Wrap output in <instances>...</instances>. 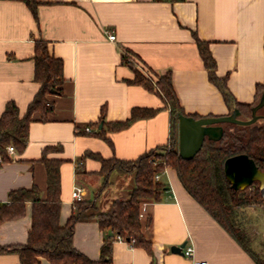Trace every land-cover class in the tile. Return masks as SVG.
<instances>
[{"label":"crops","instance_id":"obj_1","mask_svg":"<svg viewBox=\"0 0 264 264\" xmlns=\"http://www.w3.org/2000/svg\"><path fill=\"white\" fill-rule=\"evenodd\" d=\"M37 17L23 2L0 0V117L14 102L21 115L40 90L35 81V46L48 43L50 53L64 64L62 96L49 95L54 111L43 121L33 115L22 153L0 164V204L9 203L12 191L34 187L47 198V170L43 157L62 160L61 217L66 225L75 212L73 193L84 190V201L96 202L106 212L119 199L115 170L106 184L103 159L134 161L169 144L171 110L156 93L129 84L133 70L123 64L131 57L137 68L157 77L172 73L175 92L188 115L202 118L231 114L213 85L197 38L209 44L217 75L227 77L234 98L245 105L255 102L264 84V0H39ZM116 35L110 41L109 34ZM134 109L157 113L120 131L111 123L126 122ZM259 114L264 115V109ZM90 129V132H87ZM104 129L108 140L99 135ZM119 175V176H120ZM158 182L167 189L161 201L148 203L143 232L150 251L127 242H114L112 264H257L221 224L184 188L175 170L167 168ZM134 187L126 192L129 197ZM108 191V192H107ZM108 195L106 201L103 195ZM33 222V207L25 217L0 225V248L25 245ZM257 224L258 230L259 221ZM242 225V224H241ZM248 228V225H245ZM243 228V227H242ZM250 237L253 253L264 260V236ZM264 233L263 231L261 232ZM110 231L96 222L75 227V249L92 260L101 258ZM191 246L193 258L172 248ZM40 264H51L40 259ZM0 264H20L17 254H0Z\"/></svg>","mask_w":264,"mask_h":264},{"label":"trees","instance_id":"obj_2","mask_svg":"<svg viewBox=\"0 0 264 264\" xmlns=\"http://www.w3.org/2000/svg\"><path fill=\"white\" fill-rule=\"evenodd\" d=\"M15 1L25 3L37 17L39 0ZM197 44L209 80L219 89L231 113L239 110L242 120H251L252 110L264 93V84L257 87V96L253 104L245 105L238 102L229 91L227 77H218L217 63L210 52L209 44L198 38ZM33 59L35 81L40 84L39 92L25 115L22 116L18 106L10 102L0 117V158L3 162L11 161L7 153L8 147L13 146L19 153L25 150L35 113H41L43 121L53 113L54 103L48 100V96L64 94V64L50 53L47 42L44 40L36 42ZM122 62L135 74V79L129 81V84L142 86L149 92L158 94L169 106L172 121L169 144L150 151L134 161L106 160L98 155H92L102 162L101 174L106 184L113 171H128L135 176L134 189L129 197L114 201L106 212L101 211L93 201L75 203V212L64 226L60 223L63 161L43 157L47 170V198L41 199V192L34 187L31 190L12 191L9 203L0 204V225L25 217L27 203L32 204L33 222L28 241L25 245L0 248V254H17L20 257V264H40V259H46L51 264H112V248L118 237L125 239L134 247L150 251L151 243L144 235L140 217L142 206L161 201L167 187L158 182L156 176L171 168L177 173L186 191L251 254L257 264H264V260L250 248V239L240 222V209L247 206L252 199L245 191L233 190L224 171L228 158L242 154L248 155L259 169L264 171V119L247 127L225 124V133L219 142L207 141L194 159L184 160L179 156L177 115L183 114L195 119L202 117L185 113L175 92L171 72L155 80L138 69L128 55L123 56ZM156 113L157 111L153 109H134L131 119L111 123L108 128L112 132L124 130L137 120L152 118ZM99 135L108 140L104 129ZM256 198H261L259 187L253 196V199ZM82 222H96L102 231H110L112 234L104 241L99 260L88 258L73 245L75 227Z\"/></svg>","mask_w":264,"mask_h":264},{"label":"water","instance_id":"obj_3","mask_svg":"<svg viewBox=\"0 0 264 264\" xmlns=\"http://www.w3.org/2000/svg\"><path fill=\"white\" fill-rule=\"evenodd\" d=\"M263 109L264 93L252 110V119L248 121L241 119L239 110H235L228 116L202 119L178 114L179 156L184 160L194 159L207 141L219 142L223 138L225 124L252 126L264 119V115L259 114ZM224 171L233 190L245 191L248 188L256 187L258 184L264 195V171L259 169L256 162L248 155L242 154L228 158L225 161ZM185 248L186 245L174 247L172 251L184 255Z\"/></svg>","mask_w":264,"mask_h":264},{"label":"rangeland","instance_id":"obj_4","mask_svg":"<svg viewBox=\"0 0 264 264\" xmlns=\"http://www.w3.org/2000/svg\"><path fill=\"white\" fill-rule=\"evenodd\" d=\"M120 174H115L113 176V180L117 179V183H119V187L121 189V193H119V199H123L126 196V192L129 189V187L133 188L134 187V174L128 175L126 173H123L119 176ZM256 187H251L245 190V193L248 197H251V202L247 204V206H244L240 209V222L242 224V229H245V225H248L249 227L246 228V234H248L250 237H252L256 231L258 230L257 224L259 221V228L261 229L258 230L260 233V238L264 236V233L262 234L261 232H264V195L262 194L261 190V198L258 199H253V196L255 194ZM260 189V187H259ZM108 192V191H107ZM108 197L107 193L103 195V200L106 201V198ZM109 199V198H107Z\"/></svg>","mask_w":264,"mask_h":264},{"label":"built area","instance_id":"obj_5","mask_svg":"<svg viewBox=\"0 0 264 264\" xmlns=\"http://www.w3.org/2000/svg\"><path fill=\"white\" fill-rule=\"evenodd\" d=\"M109 39L110 41H116V35L114 33H110L109 34ZM141 70V69H140ZM143 70V73L147 76V77H152L151 76V73L147 70ZM87 132H90V129H87ZM7 153L9 155H14L16 153V150L13 146H10L7 148ZM3 161L2 159L0 158V164H2ZM160 178V175H157L156 176V180H159ZM73 200H74V203H80V202H83L84 201V190L82 188H79V187H76L74 189V193H73ZM146 205L144 204L142 206V211H141V215L140 217L141 218H144L145 216V211H146ZM117 241L118 242H122V243H125V239L121 238V237H118L117 238ZM184 255L187 257V258H193V255H194V248L191 247V246H188L184 249ZM193 264H208L206 262H203V261H193Z\"/></svg>","mask_w":264,"mask_h":264}]
</instances>
